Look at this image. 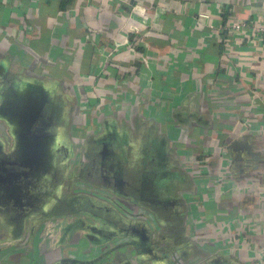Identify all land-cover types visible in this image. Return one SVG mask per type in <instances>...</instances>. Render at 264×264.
Masks as SVG:
<instances>
[{
	"label": "crops",
	"instance_id": "1",
	"mask_svg": "<svg viewBox=\"0 0 264 264\" xmlns=\"http://www.w3.org/2000/svg\"><path fill=\"white\" fill-rule=\"evenodd\" d=\"M63 1L0 0V67L68 82L107 147L147 142L159 178L184 183L195 261L264 264V46L224 30L264 0Z\"/></svg>",
	"mask_w": 264,
	"mask_h": 264
},
{
	"label": "rangeland",
	"instance_id": "2",
	"mask_svg": "<svg viewBox=\"0 0 264 264\" xmlns=\"http://www.w3.org/2000/svg\"><path fill=\"white\" fill-rule=\"evenodd\" d=\"M6 66L0 67L1 259L9 257L14 264H232L218 256L194 260L197 251L189 236L201 228L186 224L179 191L184 183L159 178L147 142L128 151L112 138L107 147L110 135L102 132L99 116L81 108L84 102L68 82ZM73 115L90 121L86 132ZM118 183L129 185L122 189ZM77 198L89 203L73 204Z\"/></svg>",
	"mask_w": 264,
	"mask_h": 264
},
{
	"label": "built area",
	"instance_id": "3",
	"mask_svg": "<svg viewBox=\"0 0 264 264\" xmlns=\"http://www.w3.org/2000/svg\"><path fill=\"white\" fill-rule=\"evenodd\" d=\"M124 5L131 8L129 4ZM205 17L206 16H203V18ZM224 30H228L232 35H239L240 37L247 38L249 41L253 42V44L264 46V3L252 19L231 22ZM71 62H73V58ZM240 145L244 148L246 147L244 141ZM242 250L249 251V249L245 248H242ZM221 252L224 251L221 250Z\"/></svg>",
	"mask_w": 264,
	"mask_h": 264
},
{
	"label": "trees",
	"instance_id": "4",
	"mask_svg": "<svg viewBox=\"0 0 264 264\" xmlns=\"http://www.w3.org/2000/svg\"><path fill=\"white\" fill-rule=\"evenodd\" d=\"M69 5H70V0H64L61 4V7H63V9H66V8H68ZM62 75H65V73H63ZM73 134L78 135V136H82V137L85 136V134L83 132L82 133L81 132H75ZM83 203L88 204L89 202H88V200H86L84 198H77L73 202V204H83Z\"/></svg>",
	"mask_w": 264,
	"mask_h": 264
}]
</instances>
